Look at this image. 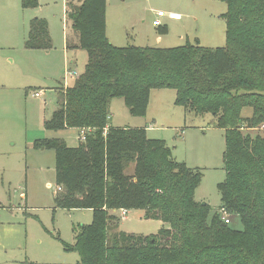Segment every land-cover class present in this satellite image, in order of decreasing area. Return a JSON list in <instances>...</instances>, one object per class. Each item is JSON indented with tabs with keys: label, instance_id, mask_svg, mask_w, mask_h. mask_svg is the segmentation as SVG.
Masks as SVG:
<instances>
[{
	"label": "trees",
	"instance_id": "trees-1",
	"mask_svg": "<svg viewBox=\"0 0 264 264\" xmlns=\"http://www.w3.org/2000/svg\"><path fill=\"white\" fill-rule=\"evenodd\" d=\"M224 1L229 45L211 49L117 47L106 37L107 0H66L78 37L69 46L86 50L88 62L73 85L60 88L44 125L86 129V139L72 147L43 138L34 147L56 151L57 206L93 211L92 223L79 226L75 244L67 246L80 253L81 264H264V135L251 133L264 125V95L239 94L243 87L257 90L248 77L226 79L238 66L231 48L238 18L253 5L264 21V0ZM22 3L34 7L37 0ZM51 43L47 22L34 18L26 46L50 49ZM249 57L264 68V41L249 48ZM153 89H175L178 105L217 117L214 126L225 130L226 140L221 209L238 215L243 230L232 228L221 212L210 220L209 205L195 200L201 169L174 160L165 142L149 140L144 127L109 125L113 98H123L132 115L145 116ZM246 106L252 117L241 116ZM122 209H143L169 227L156 236L120 231L115 214Z\"/></svg>",
	"mask_w": 264,
	"mask_h": 264
},
{
	"label": "rangeland",
	"instance_id": "rangeland-1",
	"mask_svg": "<svg viewBox=\"0 0 264 264\" xmlns=\"http://www.w3.org/2000/svg\"><path fill=\"white\" fill-rule=\"evenodd\" d=\"M66 8V0H37L34 7H24L22 0H0V264H81L80 253L67 246L75 244L79 226L93 221L91 209L57 206L56 151L34 147L36 138H58L72 147L80 142L79 129L51 131L44 125L58 104L54 89L73 85L88 62L86 50L71 48L78 37ZM160 10L181 18H163L162 27H155ZM228 12L224 0H107L106 37L121 48L228 47ZM258 15L257 8L248 5L238 18L231 42L238 66L226 79L248 77L257 88L243 87L239 92L243 96L251 92L264 95L260 91L264 89L263 64L249 57V48L264 41V21ZM34 18L47 22L50 49L26 46ZM37 91L44 93L36 97ZM176 100L175 89H153L143 116L132 115L124 99L115 97L109 125L144 127L149 140L165 142L174 160L201 169L195 200L209 205L211 220L222 213L219 184L226 179L225 130L214 126L217 117L213 113L196 115ZM252 115V107L241 109L242 117ZM251 133L264 135V129ZM159 174L162 180L163 172ZM115 215L120 218L119 230L128 234L156 236L169 227L161 219L147 218L143 209L128 210L124 219ZM229 218L232 228L243 230L238 215Z\"/></svg>",
	"mask_w": 264,
	"mask_h": 264
},
{
	"label": "built area",
	"instance_id": "built-area-1",
	"mask_svg": "<svg viewBox=\"0 0 264 264\" xmlns=\"http://www.w3.org/2000/svg\"><path fill=\"white\" fill-rule=\"evenodd\" d=\"M166 17H169L170 19L178 20L181 18V15L178 13H175V12L168 13V12L160 10V11H158L157 18L154 20L153 24L155 26H158V27L162 26L163 25L162 19L166 18ZM42 94H43V91H38L35 93V96L41 97ZM261 129H264V125H262ZM80 139H82V140L86 139V129L81 130ZM58 190H61V188H59ZM118 213L121 215V218L123 217V219H124L128 215V210L122 209ZM222 218L225 220L226 223L231 222L230 218H229V214L223 209H222Z\"/></svg>",
	"mask_w": 264,
	"mask_h": 264
},
{
	"label": "crops",
	"instance_id": "crops-1",
	"mask_svg": "<svg viewBox=\"0 0 264 264\" xmlns=\"http://www.w3.org/2000/svg\"><path fill=\"white\" fill-rule=\"evenodd\" d=\"M156 18H157V16H156ZM172 20H174V19H172ZM154 25V24H153ZM155 26V25H154ZM155 27H158V26H155ZM66 85H64V86H59V87H57L56 89H54L55 90V93H56V95H57V98H58V94H59V90H60V88L61 87H65ZM67 86H69V85H67ZM66 86V87H67ZM38 92V91H37ZM44 93V92H43ZM43 95V94H42ZM56 107H54V109H55ZM53 109V110H54ZM53 112V111H52ZM122 127V126H121ZM125 127H127V126H125ZM40 139V138H39ZM38 138H36L35 140H34V142L36 141V140H39ZM43 139V138H42ZM133 168H134V165H132V172H133Z\"/></svg>",
	"mask_w": 264,
	"mask_h": 264
}]
</instances>
